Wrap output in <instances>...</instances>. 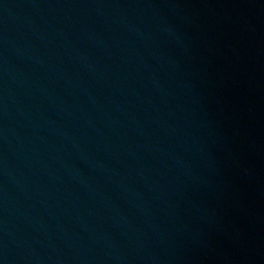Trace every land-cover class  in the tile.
Returning <instances> with one entry per match:
<instances>
[{
	"label": "water",
	"instance_id": "95a60500",
	"mask_svg": "<svg viewBox=\"0 0 264 264\" xmlns=\"http://www.w3.org/2000/svg\"><path fill=\"white\" fill-rule=\"evenodd\" d=\"M0 203L264 246V0H0Z\"/></svg>",
	"mask_w": 264,
	"mask_h": 264
}]
</instances>
